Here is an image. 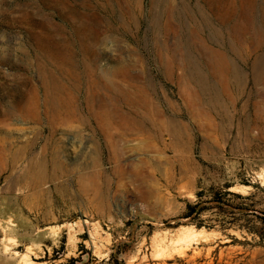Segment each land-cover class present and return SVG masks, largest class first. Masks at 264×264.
<instances>
[{"label":"rangeland","instance_id":"374dc122","mask_svg":"<svg viewBox=\"0 0 264 264\" xmlns=\"http://www.w3.org/2000/svg\"><path fill=\"white\" fill-rule=\"evenodd\" d=\"M256 8L261 13L264 0H0V113L16 93H30L39 84L44 60L36 54L45 51L44 36L62 43L64 27L72 35L80 30L84 39L83 33L119 26L126 16L130 30L121 44L127 58L144 63L156 106L179 123L180 132L177 144L164 136L156 154V197L147 188L146 140L128 137L121 181L111 174L107 206L98 210L80 194L73 175L65 187L54 180L30 189L13 182L19 169L0 164V264H264V69L258 80L252 69L256 60L264 65V43L240 40L235 31L249 24ZM202 13L236 40L215 42L205 26L201 32L196 23L205 22ZM155 38L176 61L170 77L156 58ZM182 40L191 43L179 45ZM211 49L219 51L218 60L207 55ZM186 53L195 54L187 68ZM117 54L111 43L101 64L117 66ZM11 123L29 128L25 137L44 127L32 120ZM46 133L37 134L36 147ZM8 138L12 144L4 151L11 154L23 137ZM64 144L71 163L93 148L89 136ZM188 205L196 206L193 217L180 218ZM182 226L211 235L178 242Z\"/></svg>","mask_w":264,"mask_h":264},{"label":"bare ground","instance_id":"6f19581e","mask_svg":"<svg viewBox=\"0 0 264 264\" xmlns=\"http://www.w3.org/2000/svg\"><path fill=\"white\" fill-rule=\"evenodd\" d=\"M198 10L201 15L200 7ZM257 10L259 9L250 12L247 26L241 23L236 26L235 31L240 40L256 39L264 43V10L261 13L256 12ZM202 17L205 22L197 21L196 28L203 32L202 27L205 26L215 42L222 38L233 43L232 39L235 38L231 36L230 39L221 26L210 18V14L202 13ZM155 21L157 20L153 19L152 23L157 34L160 26ZM118 22L119 26L94 27L89 33H83L86 35L84 39L80 36V30L72 35L64 27H61L62 43L57 42L53 36H44L42 48L45 51L36 54L44 60L39 63V84L30 93H16L15 99L12 98L7 109L0 113V164L11 167L13 172L19 169V175L12 178L13 182L23 181L25 188L32 189L33 186L58 180L65 187L67 178L73 175L80 194L89 197L92 206L98 210L101 206H107L113 185L111 174L116 176L117 182L121 181L120 175L125 171L122 160L127 152L125 142L128 137L136 136L146 140L144 148L151 158L147 188L152 197L158 195L157 176L154 171L157 164L156 154L166 135L175 139L177 144L180 132L176 128L179 123L166 117L156 106L150 94L154 92V83L144 63L127 58L128 50L121 44L123 36L130 30L126 16H122ZM45 29L53 34L51 29ZM196 33L200 35L197 29ZM155 40V46H159L156 58L164 75L170 77L176 69V61L169 55L166 45L158 44V40ZM185 42L191 43L189 40H182L179 45ZM111 43L119 52L116 55L117 66L114 67L101 64L106 47ZM231 48L235 51L234 47ZM176 51L178 52L177 49ZM191 54H185L188 57L186 68L189 66L188 59L192 57L191 62L195 61V54ZM207 55L213 60H218L221 56L219 51L212 49L207 51ZM252 69L255 80H258V73L263 71L264 65L256 60ZM12 119L32 120L43 123L45 128L42 127L33 137H25L29 128L11 127ZM44 131L47 132L45 142L36 147L37 134ZM14 133H20L23 137L21 145H13L14 151L6 154L5 144L11 146L10 141L13 140L8 136ZM86 136L93 141L91 152H79V162L71 163L66 154L64 140L68 139L75 144ZM82 156L84 162H80ZM104 162L112 165L109 170L104 167ZM130 176L133 183L138 181L134 171ZM139 185L143 186V183ZM118 186L119 183L117 188ZM210 235L211 233L203 229L182 226L177 232V240L192 243L207 240Z\"/></svg>","mask_w":264,"mask_h":264},{"label":"trees","instance_id":"16d2710c","mask_svg":"<svg viewBox=\"0 0 264 264\" xmlns=\"http://www.w3.org/2000/svg\"><path fill=\"white\" fill-rule=\"evenodd\" d=\"M226 195V194H224ZM196 209V206L194 205H188V208H187V211L186 213L180 217V218H184V219H191L193 217V214H194V210ZM179 218V219H180ZM198 227H202V224H197Z\"/></svg>","mask_w":264,"mask_h":264}]
</instances>
